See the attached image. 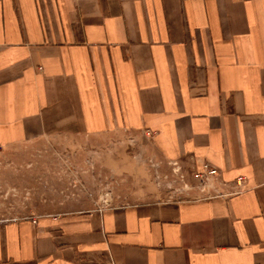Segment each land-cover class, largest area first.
I'll return each instance as SVG.
<instances>
[{
    "label": "crops",
    "instance_id": "obj_1",
    "mask_svg": "<svg viewBox=\"0 0 264 264\" xmlns=\"http://www.w3.org/2000/svg\"><path fill=\"white\" fill-rule=\"evenodd\" d=\"M117 133L180 194L0 220V264H264V0H0V149Z\"/></svg>",
    "mask_w": 264,
    "mask_h": 264
},
{
    "label": "rangeland",
    "instance_id": "obj_2",
    "mask_svg": "<svg viewBox=\"0 0 264 264\" xmlns=\"http://www.w3.org/2000/svg\"><path fill=\"white\" fill-rule=\"evenodd\" d=\"M150 139L136 134L43 137L0 149V220L89 210L166 191L180 194L183 182L173 163L171 183ZM168 180V179H167Z\"/></svg>",
    "mask_w": 264,
    "mask_h": 264
},
{
    "label": "built area",
    "instance_id": "obj_3",
    "mask_svg": "<svg viewBox=\"0 0 264 264\" xmlns=\"http://www.w3.org/2000/svg\"><path fill=\"white\" fill-rule=\"evenodd\" d=\"M205 170H207L206 172L208 175H214L217 173L215 169H209L208 165H206ZM33 222L36 223V220H33Z\"/></svg>",
    "mask_w": 264,
    "mask_h": 264
}]
</instances>
